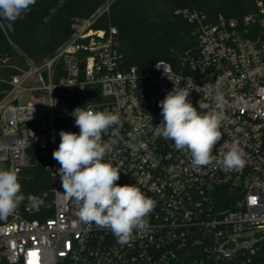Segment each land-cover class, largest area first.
Segmentation results:
<instances>
[{
  "label": "built area",
  "instance_id": "obj_1",
  "mask_svg": "<svg viewBox=\"0 0 264 264\" xmlns=\"http://www.w3.org/2000/svg\"><path fill=\"white\" fill-rule=\"evenodd\" d=\"M110 6L75 20L52 58L40 65L27 58V69L11 77L0 99L3 170L21 175L36 145L49 158L45 169L52 180L50 193L23 196L24 210L0 225V264H257L252 256L264 239L237 248L234 237L264 232V2L240 19L220 16L213 23L185 11L198 25L195 54L177 68L162 60L145 71L124 66L117 28H95ZM0 27L5 32L1 20ZM218 79L227 100L222 139L212 150L213 164L197 170L190 153L156 135L163 119L159 102L177 86L190 91L188 99L199 111H210ZM61 88L90 89L91 99L72 106L56 95ZM200 100L209 108L199 109ZM76 107L120 113V125L101 136L112 147L105 162L119 168L117 184L134 185L156 201L148 228L134 231L128 244L80 221L78 203L63 193L52 153L61 131L79 133L71 115ZM236 142L247 163L229 171L222 159Z\"/></svg>",
  "mask_w": 264,
  "mask_h": 264
},
{
  "label": "clouds",
  "instance_id": "obj_2",
  "mask_svg": "<svg viewBox=\"0 0 264 264\" xmlns=\"http://www.w3.org/2000/svg\"><path fill=\"white\" fill-rule=\"evenodd\" d=\"M35 3L36 0H0V20L7 21L11 27L17 19L27 15ZM48 19L46 17L45 22ZM221 89L222 82L218 79L214 86L215 107L207 112L193 106L188 99V89L177 86L159 102L163 119L155 127L156 135L171 140L178 151L190 153L191 165L197 170L213 164L212 150L222 139L227 100ZM198 108L208 109L209 105L200 100ZM71 115L79 133L61 131L59 146L52 153L60 165L58 175L63 193L78 203L80 221L108 229L118 243L128 244L134 231L148 228L147 217L153 212L156 201L134 185L117 184L119 168L105 162L112 147L102 142L101 136L120 125V113L76 107ZM246 163L238 142L223 155L226 170L240 171ZM21 188L14 170L0 169V219L13 214L23 201Z\"/></svg>",
  "mask_w": 264,
  "mask_h": 264
},
{
  "label": "trees",
  "instance_id": "obj_3",
  "mask_svg": "<svg viewBox=\"0 0 264 264\" xmlns=\"http://www.w3.org/2000/svg\"><path fill=\"white\" fill-rule=\"evenodd\" d=\"M264 0H36L31 11L17 19L11 27L1 20L0 27V99L10 89V79L27 69V58L40 65L54 56L57 49L72 34V23L96 15L108 2L109 12L98 15L95 28L118 30V49L125 67L150 69L158 61H167L175 68L182 59L192 56L198 44V25L191 23L184 12L205 15L208 22L220 16L240 19L257 11V3ZM53 10L54 13H53ZM48 17V22L45 18ZM61 77L59 72L56 80ZM92 90L61 88L58 97L72 106H86ZM31 164L18 176L23 196L42 195L52 191V180L45 167L49 161L45 150L36 145L30 148ZM17 209L24 210L21 202ZM27 218H41L27 214ZM10 217L0 219V225ZM253 260L264 264V242Z\"/></svg>",
  "mask_w": 264,
  "mask_h": 264
},
{
  "label": "rangeland",
  "instance_id": "obj_4",
  "mask_svg": "<svg viewBox=\"0 0 264 264\" xmlns=\"http://www.w3.org/2000/svg\"><path fill=\"white\" fill-rule=\"evenodd\" d=\"M0 169H4V167L0 165ZM234 238L235 241H238L237 248L251 247L257 241L264 239V232L257 229H252L242 232L239 235L235 236Z\"/></svg>",
  "mask_w": 264,
  "mask_h": 264
},
{
  "label": "snow or ice",
  "instance_id": "obj_5",
  "mask_svg": "<svg viewBox=\"0 0 264 264\" xmlns=\"http://www.w3.org/2000/svg\"><path fill=\"white\" fill-rule=\"evenodd\" d=\"M32 255H35V253H33Z\"/></svg>",
  "mask_w": 264,
  "mask_h": 264
}]
</instances>
